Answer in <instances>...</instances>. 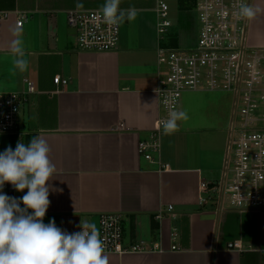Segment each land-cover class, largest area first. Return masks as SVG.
I'll list each match as a JSON object with an SVG mask.
<instances>
[{
    "label": "crops",
    "instance_id": "1",
    "mask_svg": "<svg viewBox=\"0 0 264 264\" xmlns=\"http://www.w3.org/2000/svg\"><path fill=\"white\" fill-rule=\"evenodd\" d=\"M103 4L0 0V9L11 10L0 19V91L23 92L25 79L33 81L20 129L27 142L36 135L47 139L56 168L44 223L54 219L74 233L81 231V219L99 228L100 213L122 212L124 244L140 242L148 249L107 252L109 264H264V212L219 213L198 202L199 179H214L223 163L233 94L210 87L184 91L180 111L187 119L178 121V131L162 135L156 161L147 160L138 144L151 137L162 113L158 89L170 75L166 49L182 47L175 44L174 25L166 39L159 36L156 0H121L120 8H135L136 15L121 25L119 50L79 51L68 11ZM253 4L261 11L251 18L249 41L264 46V0ZM13 29L24 41V72L13 68ZM57 74L69 79L61 89ZM197 93L206 104L186 108L184 96ZM26 192L6 195L19 199ZM234 240L242 246L230 247Z\"/></svg>",
    "mask_w": 264,
    "mask_h": 264
},
{
    "label": "built area",
    "instance_id": "2",
    "mask_svg": "<svg viewBox=\"0 0 264 264\" xmlns=\"http://www.w3.org/2000/svg\"><path fill=\"white\" fill-rule=\"evenodd\" d=\"M183 3L182 0H176ZM196 12L199 24L197 43L188 48H167L170 57L168 82L158 89L162 113L149 139L140 140L139 153L151 162L161 152L163 129L160 121L171 111H180L186 90L223 88L233 94L227 126L225 153L220 172L212 180L199 179L201 206L214 205L216 211L264 212V46L249 41L251 19L239 14L241 0H184ZM254 7L253 0H244ZM180 4V5H181ZM184 5V4H183ZM157 30L166 39L174 22L169 0H156ZM11 10L0 9V19ZM25 15L17 25L21 26ZM68 23L76 29L79 51H117L120 48L121 25L108 24L97 9H72ZM26 91H0V152L9 145L15 149L21 139L27 143V132L20 129L22 105L35 92L33 81L25 79ZM58 89L69 81L62 74L54 77ZM166 167V166H165ZM3 194L18 197L6 183ZM22 194V193H21ZM172 208V205L169 206ZM99 230L107 252L144 251V243L125 245L124 214L105 211L99 216ZM174 235L176 231L174 230ZM241 247V240L229 243ZM154 248V247H153ZM177 249V245H172Z\"/></svg>",
    "mask_w": 264,
    "mask_h": 264
},
{
    "label": "clouds",
    "instance_id": "3",
    "mask_svg": "<svg viewBox=\"0 0 264 264\" xmlns=\"http://www.w3.org/2000/svg\"><path fill=\"white\" fill-rule=\"evenodd\" d=\"M120 3L121 0H104L101 11L108 24L134 19L136 9H122ZM238 7L245 19L261 11L244 0ZM18 32L12 30L9 51L13 68L24 72L28 60ZM181 119H187L185 112H169L160 121L164 134L178 131ZM50 153L51 147L41 135L33 136L27 143L20 139L14 150L9 145L0 152V264H109L106 243L94 221L81 219V231L74 233L57 227L54 219L44 223L50 205L48 182L56 172ZM6 183L18 192H27L19 199L10 197L2 191Z\"/></svg>",
    "mask_w": 264,
    "mask_h": 264
},
{
    "label": "rangeland",
    "instance_id": "4",
    "mask_svg": "<svg viewBox=\"0 0 264 264\" xmlns=\"http://www.w3.org/2000/svg\"><path fill=\"white\" fill-rule=\"evenodd\" d=\"M184 7H182L178 1L176 0H169L170 3V16L174 22V30L176 31L177 37L175 35V44L179 45L182 48H188L190 46H194L197 43V36H198V29L199 24L197 20V15L194 10L191 9L190 5L184 1ZM203 93V92H201ZM208 94V92H205ZM213 93V92H212ZM219 94L223 95L225 93L218 92ZM214 95H219L213 93ZM189 94L184 96L185 107L191 108L196 105H205L206 103L201 99L200 96L198 97H190ZM191 95V94H190ZM216 102V101H215ZM193 103L195 105H193ZM208 103V101H207ZM219 103V102H218Z\"/></svg>",
    "mask_w": 264,
    "mask_h": 264
},
{
    "label": "trees",
    "instance_id": "5",
    "mask_svg": "<svg viewBox=\"0 0 264 264\" xmlns=\"http://www.w3.org/2000/svg\"><path fill=\"white\" fill-rule=\"evenodd\" d=\"M182 7H184L183 3L181 4Z\"/></svg>",
    "mask_w": 264,
    "mask_h": 264
}]
</instances>
